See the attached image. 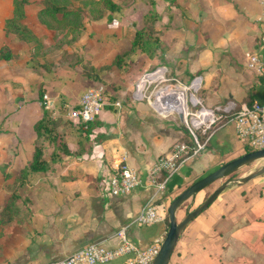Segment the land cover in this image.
Here are the masks:
<instances>
[{"label": "crops", "instance_id": "crops-1", "mask_svg": "<svg viewBox=\"0 0 264 264\" xmlns=\"http://www.w3.org/2000/svg\"><path fill=\"white\" fill-rule=\"evenodd\" d=\"M160 1L162 5L154 0L162 33L151 57L153 82H114L113 102L90 127H81L67 115L61 117L70 123L58 128L65 144L44 143L45 169L29 176L20 172L35 149L33 126L42 117V96L73 108L80 95L71 92L74 76H59L57 68L49 70L40 58L35 66L39 71L34 72L30 47L2 30L10 5L7 14L0 16V46H9L13 55L11 60H0V264H47L91 244L112 249L119 244L121 229L140 248L160 241L172 199L245 154L228 119L206 137L202 151L179 165L164 191L150 184V168L179 143L182 128L190 135L204 134L210 114L225 118L246 104L248 97L264 102L263 82L244 64L247 52L257 53L264 62L260 42L264 0ZM118 23L107 25V32L119 38L117 44L108 42L111 47L131 40L135 31L123 19ZM36 25L30 26L36 36L46 32ZM161 68L174 82H156ZM149 88L151 94L145 95ZM115 101L121 102L120 110L113 106ZM122 156L137 172L140 184L128 195L111 196L108 174ZM262 164L256 162L243 175ZM221 182L192 198V209ZM149 203L155 204L161 220L137 224L135 218ZM181 207L177 220L185 215ZM263 231L264 175L227 189L194 218L168 264H264Z\"/></svg>", "mask_w": 264, "mask_h": 264}, {"label": "built area", "instance_id": "built-area-1", "mask_svg": "<svg viewBox=\"0 0 264 264\" xmlns=\"http://www.w3.org/2000/svg\"><path fill=\"white\" fill-rule=\"evenodd\" d=\"M260 42L264 43V29ZM244 61L245 67L253 71L264 84V62L261 57L257 53L247 52ZM42 101L46 108L53 107V102L47 95L42 96ZM108 104L109 99L105 95L104 86L98 85L87 89L81 95L77 108H68L67 117L71 120L91 122ZM113 106L118 110L122 107L120 101H115ZM221 118V116L210 114L203 133L205 129ZM228 121L232 122L236 138L244 146L253 149V151L264 148V102L253 101L249 105H241L232 113ZM191 137L192 147L183 142L175 143L168 154L159 156L150 168L149 182L159 192L164 191L166 182L182 162L203 150L206 140L202 143L199 142L193 133ZM139 184L140 179L137 172L127 164L126 157L122 156L108 174L107 189L109 194L125 196L134 191ZM160 220L161 217L153 203L146 205L135 218V222L139 225H150ZM117 237L119 244L115 248L107 249L91 244L65 258L47 264H109L118 258H124L122 264H151L163 240L140 248L127 240L123 229L117 232Z\"/></svg>", "mask_w": 264, "mask_h": 264}, {"label": "trees", "instance_id": "trees-1", "mask_svg": "<svg viewBox=\"0 0 264 264\" xmlns=\"http://www.w3.org/2000/svg\"><path fill=\"white\" fill-rule=\"evenodd\" d=\"M129 0H38V4L41 6L36 12V17L40 24H42L47 30L56 32L64 31V37L69 44H72L77 40L83 31L82 17H86L89 22H96L102 19H106L107 23L115 20V15L121 11V4H126ZM29 4V0H12L11 1V13L10 17L4 20L2 30L6 34H13L15 39L25 43H37V37L27 27L22 20L25 17L24 8ZM159 16L150 11L143 16L142 27L134 31L130 48L121 53H116L112 58L110 66L122 72L126 69L131 61L134 60V56L138 53L153 54L155 48L159 44V38L162 30L158 27ZM264 29V23L261 24L260 37L262 36ZM13 59V55L10 49L6 45L0 46V60L8 61ZM80 63V60H79ZM83 75L91 81L100 80L102 70H96L89 62H83ZM191 78L193 76H190ZM114 88V86H113ZM105 95L109 99V103L113 102L114 98L109 94V91L105 89ZM246 105L251 104V98L248 97ZM109 104V105H110ZM42 107V117L33 126L35 133V149L31 159L28 161L27 166L21 170L20 175L29 176L44 171L45 162L43 155L44 143L53 144H65L63 142V136L58 132L59 127H67L70 125L68 119H62L67 115L68 108L65 103L60 102L53 104L52 108H46L44 104ZM73 108H77L75 105ZM234 113V112H233ZM232 114L221 118L209 128H207L204 134L196 132V136L199 142H204L206 137L222 122L228 120ZM78 125L81 127H90V122L78 121ZM183 138L179 142H184L188 146L192 147V137L188 131L182 128ZM245 153L252 152L253 149L245 146ZM240 176L239 174L236 177ZM187 188V187H186ZM192 200L184 204L185 214L192 209ZM4 211L8 210V205L4 206ZM165 226L167 228L168 221L165 215ZM264 247V231L261 238Z\"/></svg>", "mask_w": 264, "mask_h": 264}, {"label": "rangeland", "instance_id": "rangeland-1", "mask_svg": "<svg viewBox=\"0 0 264 264\" xmlns=\"http://www.w3.org/2000/svg\"><path fill=\"white\" fill-rule=\"evenodd\" d=\"M11 1L12 0H0V16L4 17L7 14V9H9L7 7L9 5L11 9ZM158 1L162 5V2L160 0ZM37 2L38 0H29V4L24 8L25 17L22 20V22L25 23L32 32L33 30L30 28V26L36 25V22L39 28L46 30V32L41 30L37 36L33 33L37 37V43H25L18 41L15 39L13 34H8L12 35L16 41L25 43L30 47L31 58L29 61L32 64L31 68L34 72L39 71L35 66L38 63V59L40 58L43 62H45V64H48L49 70L52 68H57L56 73L59 76L64 77L65 79H67V77L64 76L65 74L74 76V80L70 82V88L72 95L76 97L79 95L81 97V95L87 89L96 87L98 85H103L104 88L109 91V94L114 96L111 94L114 82H142V80L143 82H153L152 78L154 68L151 67L152 54L138 53L136 56H134V60L131 61L126 69L122 72H119L117 69L110 66L112 58L116 53L125 52L130 48L131 40L124 39L122 45L119 43V45H113V47H111L108 42L114 41L117 44L119 38H117L116 35L113 36V34L107 32V29H109L107 25H118V22L123 19L124 24H128L126 26L130 25L129 27H132L135 30L140 29L142 27L143 16L146 13L152 11L158 15L154 9V0H129L126 4L120 2L121 11L115 15V20L110 23H107L105 18L100 21L89 22L86 20V17L83 16L82 34L77 40L72 42V44L67 42L68 39H66L63 35L64 31L56 32L47 30L42 24L39 23L36 17V12L41 6ZM161 5L160 8H158L160 12L163 11H161ZM165 5H168V2L165 3ZM117 32H121V30H117ZM120 46L122 49L114 53V51ZM142 54L145 56L144 58L141 57ZM138 55H140V59H137ZM51 56H54V58H51ZM46 57H48L47 61ZM146 57L148 59H146ZM85 61L89 62L94 68H96V70H102L100 80L91 81L83 75V70L86 71L83 68V62ZM92 62L96 63L97 67L94 66ZM143 68H145L144 73L141 71ZM139 71L140 73L138 74ZM160 73L162 74L161 78L156 82H174L169 79L170 76L164 69L161 68ZM76 76L80 78V81L78 80V77L75 78ZM76 79L77 81L75 82ZM151 90V88L147 89L145 95L151 94ZM255 165L256 163L249 165L247 168L242 170L239 175H243V172L253 166L255 167ZM191 202L193 203V201ZM181 210V212L184 213L185 206H182Z\"/></svg>", "mask_w": 264, "mask_h": 264}, {"label": "water", "instance_id": "water-1", "mask_svg": "<svg viewBox=\"0 0 264 264\" xmlns=\"http://www.w3.org/2000/svg\"><path fill=\"white\" fill-rule=\"evenodd\" d=\"M263 161L257 169L248 172L246 175L236 177L249 165ZM264 175V148L243 154L229 162L224 163L214 171L196 180L179 193L169 203L166 210L168 226L160 244V248L153 258L151 264H168L175 246L188 224L206 210L217 197L231 187H241L258 176ZM221 182L198 206L190 210L181 220H177V211L186 202L194 198L200 191Z\"/></svg>", "mask_w": 264, "mask_h": 264}]
</instances>
